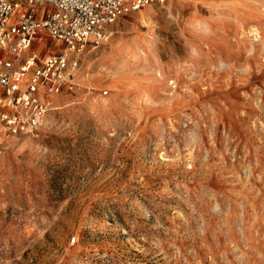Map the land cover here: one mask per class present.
<instances>
[{"label": "rangeland", "instance_id": "obj_1", "mask_svg": "<svg viewBox=\"0 0 264 264\" xmlns=\"http://www.w3.org/2000/svg\"><path fill=\"white\" fill-rule=\"evenodd\" d=\"M108 30L37 132L0 135V264H264V0Z\"/></svg>", "mask_w": 264, "mask_h": 264}, {"label": "built area", "instance_id": "obj_2", "mask_svg": "<svg viewBox=\"0 0 264 264\" xmlns=\"http://www.w3.org/2000/svg\"><path fill=\"white\" fill-rule=\"evenodd\" d=\"M155 0H0V135L34 134L71 90L79 55L109 37L108 27ZM63 49L38 56L40 33Z\"/></svg>", "mask_w": 264, "mask_h": 264}, {"label": "bare ground", "instance_id": "obj_3", "mask_svg": "<svg viewBox=\"0 0 264 264\" xmlns=\"http://www.w3.org/2000/svg\"><path fill=\"white\" fill-rule=\"evenodd\" d=\"M73 74L75 75L76 74V71ZM53 109H55L54 103H53V107L51 108V110H53Z\"/></svg>", "mask_w": 264, "mask_h": 264}, {"label": "crops", "instance_id": "obj_4", "mask_svg": "<svg viewBox=\"0 0 264 264\" xmlns=\"http://www.w3.org/2000/svg\"><path fill=\"white\" fill-rule=\"evenodd\" d=\"M41 34H42V36H43V37H44V35H46V34H45V33H43V32H42ZM40 41H41V40H39V42H40ZM40 43H41V42H40Z\"/></svg>", "mask_w": 264, "mask_h": 264}]
</instances>
